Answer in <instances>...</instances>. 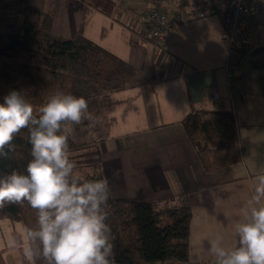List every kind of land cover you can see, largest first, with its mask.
<instances>
[{
  "label": "crops",
  "instance_id": "0c3cea01",
  "mask_svg": "<svg viewBox=\"0 0 264 264\" xmlns=\"http://www.w3.org/2000/svg\"><path fill=\"white\" fill-rule=\"evenodd\" d=\"M0 0V35L23 30L22 11L30 6L53 19V35H83L137 71L128 87L108 96L109 108L90 127L94 137L78 139L70 150L74 174L102 167L119 199L156 202L188 195L192 210L189 264H213L208 241L220 235L226 246L235 238L231 224L251 195V180L264 171V3L250 34L254 49L242 60L240 93L229 100L224 70L227 44L215 17L178 26L169 23L166 40H149L151 4L146 0ZM136 6L138 11L136 14ZM133 8L134 12H127ZM218 95L219 99L214 100ZM199 108L232 111L237 119L241 161L207 174L184 129L183 120ZM99 129V131H98ZM74 130V129H73ZM85 133V132H84ZM24 225L0 221V264H25Z\"/></svg>",
  "mask_w": 264,
  "mask_h": 264
},
{
  "label": "trees",
  "instance_id": "16d2710c",
  "mask_svg": "<svg viewBox=\"0 0 264 264\" xmlns=\"http://www.w3.org/2000/svg\"><path fill=\"white\" fill-rule=\"evenodd\" d=\"M21 13L22 32L0 35V103L16 90L39 109L55 92L63 91L85 97L89 111L101 117L109 108L108 96L127 88L136 69L83 35L74 39L53 35L52 17L40 9L28 6ZM183 126L207 174L241 161L232 111L199 108L183 120ZM73 129L69 126L65 132L70 150L85 145L75 139ZM13 145L10 158L0 159V175L25 172L31 159L27 129ZM75 176L81 181L106 180L100 165L91 174ZM107 213L115 264H189L192 210L187 194L147 202L119 199L110 189ZM4 219L24 228L36 226V212L27 202L0 208V221Z\"/></svg>",
  "mask_w": 264,
  "mask_h": 264
},
{
  "label": "clouds",
  "instance_id": "9594fccd",
  "mask_svg": "<svg viewBox=\"0 0 264 264\" xmlns=\"http://www.w3.org/2000/svg\"><path fill=\"white\" fill-rule=\"evenodd\" d=\"M99 117L85 97L57 91L38 111L12 90L0 103V159H9L13 141L27 129L31 159L25 172L0 175V208L25 202L36 212V226L26 227L19 247L25 264H115L111 228L106 223L110 189L107 180L81 181L74 175L69 126ZM235 238L226 246L217 235L208 241L213 264H264V171L251 180V195L231 224Z\"/></svg>",
  "mask_w": 264,
  "mask_h": 264
},
{
  "label": "built area",
  "instance_id": "2783aa9c",
  "mask_svg": "<svg viewBox=\"0 0 264 264\" xmlns=\"http://www.w3.org/2000/svg\"><path fill=\"white\" fill-rule=\"evenodd\" d=\"M263 3L264 0H150L149 41L161 46L171 21L181 26L210 17L219 19L223 26L222 38L227 44L224 70L229 100L233 103L240 93L242 60L254 49L250 34L258 26ZM218 99V95L214 96V100Z\"/></svg>",
  "mask_w": 264,
  "mask_h": 264
},
{
  "label": "rangeland",
  "instance_id": "374dc122",
  "mask_svg": "<svg viewBox=\"0 0 264 264\" xmlns=\"http://www.w3.org/2000/svg\"><path fill=\"white\" fill-rule=\"evenodd\" d=\"M9 1L10 2H16L17 0H4L3 2ZM49 1V3H52V0H46V2ZM89 1H93L94 3H98L100 6L104 5V6H108L110 4L109 0H89ZM146 0H136V4L138 3H143L146 6ZM18 3V2H17ZM17 3H10V4H17ZM138 7L136 6V14H137V10ZM131 12L133 13L134 10L133 8H130L129 10H127V12ZM38 111V108H34ZM74 131L76 132V136L78 137V139H86V138H90V137H94L96 134L94 133L95 129L92 130H88L87 127L82 123L81 125L78 126H73ZM99 131V129H98ZM85 132V133H84Z\"/></svg>",
  "mask_w": 264,
  "mask_h": 264
}]
</instances>
